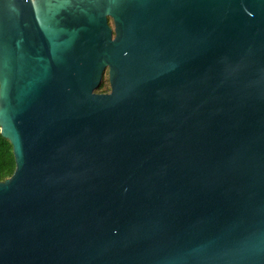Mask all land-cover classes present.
Returning <instances> with one entry per match:
<instances>
[{
  "label": "water",
  "instance_id": "water-1",
  "mask_svg": "<svg viewBox=\"0 0 264 264\" xmlns=\"http://www.w3.org/2000/svg\"><path fill=\"white\" fill-rule=\"evenodd\" d=\"M0 134V264H264V0H0Z\"/></svg>",
  "mask_w": 264,
  "mask_h": 264
},
{
  "label": "trees",
  "instance_id": "trees-1",
  "mask_svg": "<svg viewBox=\"0 0 264 264\" xmlns=\"http://www.w3.org/2000/svg\"><path fill=\"white\" fill-rule=\"evenodd\" d=\"M108 22L111 24L110 20H108ZM108 89L104 87L103 83H101L95 92L104 93ZM14 169L15 162L12 153V146L9 141L4 139L0 134V181H4L9 178L14 172Z\"/></svg>",
  "mask_w": 264,
  "mask_h": 264
},
{
  "label": "rangeland",
  "instance_id": "rangeland-1",
  "mask_svg": "<svg viewBox=\"0 0 264 264\" xmlns=\"http://www.w3.org/2000/svg\"><path fill=\"white\" fill-rule=\"evenodd\" d=\"M101 83L104 84L105 88H109L107 71L104 72Z\"/></svg>",
  "mask_w": 264,
  "mask_h": 264
},
{
  "label": "flooded vegetation",
  "instance_id": "flooded-vegetation-1",
  "mask_svg": "<svg viewBox=\"0 0 264 264\" xmlns=\"http://www.w3.org/2000/svg\"><path fill=\"white\" fill-rule=\"evenodd\" d=\"M105 71H107V70H105ZM104 71V72H105ZM104 74V73H103ZM96 93V92H95ZM107 93H109V89L106 91V92H104V93H97V94H107Z\"/></svg>",
  "mask_w": 264,
  "mask_h": 264
}]
</instances>
